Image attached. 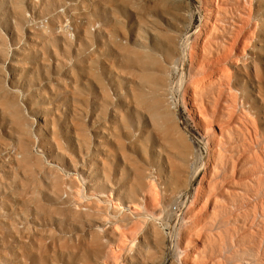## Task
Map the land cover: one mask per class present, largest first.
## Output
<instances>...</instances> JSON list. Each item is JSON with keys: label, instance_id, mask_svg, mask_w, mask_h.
<instances>
[{"label": "rangeland", "instance_id": "1", "mask_svg": "<svg viewBox=\"0 0 264 264\" xmlns=\"http://www.w3.org/2000/svg\"><path fill=\"white\" fill-rule=\"evenodd\" d=\"M208 5L228 36L249 39L244 68L231 66L259 131L240 100L233 120L241 127L205 166L208 141L198 131L230 120L231 96L216 83L184 107L193 65L180 47L206 14L201 0H0V264H171L193 220L200 222L187 233L185 243L197 244L190 264H213L214 235L228 226L234 160L248 218L263 224L264 0ZM256 22L260 37L251 42ZM198 57L213 58L203 50ZM195 109L207 114L203 125L195 126ZM185 139L199 152L193 182ZM203 176L199 211L188 218L185 205ZM109 217L136 224L135 252L113 228L96 231L109 228ZM255 251L264 264V238ZM244 256L245 264L254 259Z\"/></svg>", "mask_w": 264, "mask_h": 264}, {"label": "bare ground", "instance_id": "2", "mask_svg": "<svg viewBox=\"0 0 264 264\" xmlns=\"http://www.w3.org/2000/svg\"><path fill=\"white\" fill-rule=\"evenodd\" d=\"M201 2L205 6L206 14L202 17L200 24L195 28V30L191 34L186 36L180 47V56H182L183 58L186 57V55H189L191 57L193 65L191 80L184 87V107L188 111L186 102L187 96L189 99H191L193 92L198 93L200 96H204L208 91V87H212V84L216 83H226L231 96L230 117L228 118L230 120L226 121V124L224 122H221V124L218 125L217 129L214 127H210L209 125L208 128L204 129V134L198 131L199 135L207 136V151L209 157L206 159L205 166H208V164H210L213 159L215 150L217 149L218 145L224 141L226 134L228 136H226L225 140H233V133L235 129L237 128V126L241 127L237 124L234 125L233 120V115L238 108V102L240 100L242 101L244 114L249 119L251 125L253 126V129L256 132L259 131V123L257 115H253V113L251 112V107L249 106V109L246 108V103L249 100V96L247 95L248 91L245 89L236 88L237 82L235 80V72L234 68L231 66V64H235L241 69L244 68L245 59L243 57L245 55L242 51L245 49L243 46L246 44V41H249V39H245V36H242L241 32L239 33V31L234 35L228 36L229 31L225 27L220 29V27L216 23L214 24L213 11L212 8L208 5V3H210V0H201ZM261 9L262 7H259L257 10ZM249 10L253 13L255 11V6L250 5ZM260 30V22H256L252 29L251 42L259 39L261 32ZM213 37L217 39L222 38L223 40L212 42L211 39ZM224 42H227V46L225 49ZM200 50L206 51L207 53L211 54V56L213 57L211 59V62L205 64L199 63L198 54ZM180 58L181 57L175 60V64H177ZM247 82L248 81L246 80L244 84H246ZM220 102L221 98L218 97L217 103ZM190 115L192 116V120L195 126L203 125L202 121L207 119V114L203 110H199V113H197V109L192 110L190 111ZM243 125L245 129L250 132L248 124L243 123ZM182 141V146L186 151L187 158L189 155H193V160L191 161L190 165V168L193 172L190 178V182H193L194 179H196L199 175V152L196 146L192 147V145L190 144L191 141L188 142L186 139ZM232 159L234 160V158ZM237 164V161L234 160L231 173L232 180L230 182V186L228 187V203L230 205L228 214V226L226 231H217L213 238V264H245L243 258L248 251H250L251 255L254 256V259L252 258L249 264H261L256 258L258 253L257 251H255V245L257 241H262L264 238V221L262 225L258 226L253 219L250 220L248 218L247 209L243 205L247 194V184L244 183V174L238 171ZM207 171L208 168L206 167V172ZM205 179L206 178L204 176L199 179L192 203H186L185 205L186 207L184 208V211L188 218H190L191 215H195L196 212L199 211L198 204L203 199ZM150 185V191L156 193L157 184L155 180H151ZM181 195H183V193ZM181 197L182 196H179L177 200L181 201ZM111 205L112 207L120 208L122 203L121 201L112 200ZM133 208L138 210L139 214H141L140 205L134 204ZM108 220L111 223L109 228L101 227L96 231L104 235L109 232L110 227L113 228L120 234L122 243L127 246L129 252H135V240H137V235L139 232L136 224H134V226L124 228L122 220H119L116 217H109ZM199 222V220H193L190 223L191 225L184 230L182 236L178 239L176 256L175 259L172 260L171 264H190V258H194L197 256V244H194L192 242H185H188L187 233L189 232V230L195 229L199 225Z\"/></svg>", "mask_w": 264, "mask_h": 264}]
</instances>
